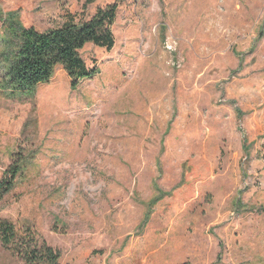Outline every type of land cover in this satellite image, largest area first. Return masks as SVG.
I'll return each mask as SVG.
<instances>
[{
    "label": "rangeland",
    "instance_id": "1",
    "mask_svg": "<svg viewBox=\"0 0 264 264\" xmlns=\"http://www.w3.org/2000/svg\"><path fill=\"white\" fill-rule=\"evenodd\" d=\"M117 4L96 73L0 90V217L60 264H264V0H0L39 31ZM2 19L0 18V31ZM238 109V110H237ZM0 264H26L0 245Z\"/></svg>",
    "mask_w": 264,
    "mask_h": 264
},
{
    "label": "trees",
    "instance_id": "2",
    "mask_svg": "<svg viewBox=\"0 0 264 264\" xmlns=\"http://www.w3.org/2000/svg\"><path fill=\"white\" fill-rule=\"evenodd\" d=\"M94 0H86L92 3ZM117 4L110 2L95 9L94 14L78 21L68 19L58 27L39 31L24 26L15 12L0 14V90L11 97L28 96L36 87L48 82L56 66H61L76 86L81 79L96 73L88 68L80 49L86 43L111 50L114 44L112 25ZM238 110V109H237ZM30 160L25 155L6 168L0 179V196L14 186L17 176L23 175ZM0 245L12 251L26 264H60V251L39 241L29 227L18 229L11 220L0 217ZM180 264H191L189 261Z\"/></svg>",
    "mask_w": 264,
    "mask_h": 264
}]
</instances>
